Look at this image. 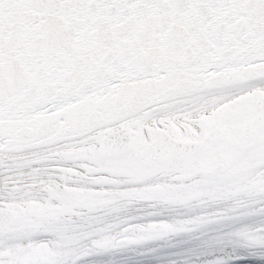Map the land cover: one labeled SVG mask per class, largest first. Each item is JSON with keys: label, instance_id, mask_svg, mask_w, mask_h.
I'll return each instance as SVG.
<instances>
[{"label": "snow or ice", "instance_id": "6c2138e0", "mask_svg": "<svg viewBox=\"0 0 264 264\" xmlns=\"http://www.w3.org/2000/svg\"><path fill=\"white\" fill-rule=\"evenodd\" d=\"M0 264H264V0H0Z\"/></svg>", "mask_w": 264, "mask_h": 264}]
</instances>
